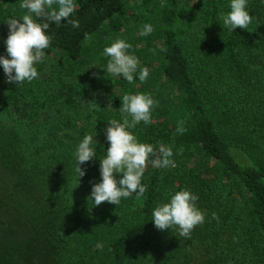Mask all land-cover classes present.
<instances>
[{
    "label": "trees",
    "instance_id": "trees-1",
    "mask_svg": "<svg viewBox=\"0 0 264 264\" xmlns=\"http://www.w3.org/2000/svg\"><path fill=\"white\" fill-rule=\"evenodd\" d=\"M131 1L75 0L69 19L78 20V28L33 16L49 23L47 64L36 79L19 85L4 82L0 65V199L14 201L8 209L0 203V264H182L193 240L205 250L203 264H264V20L256 23L263 28L252 24L230 32L223 24L226 0H151L158 10L150 17L159 26L144 46L134 39L128 50L149 76L140 81L134 74L129 83L107 73L103 50L124 36ZM247 1H261L264 11V0ZM22 2L0 0L5 58L6 23L26 14ZM187 5L200 11L207 6L199 15L216 25L201 51L203 68L233 79L244 91L259 89L256 116L263 126L247 119L240 137L247 135L257 150L235 142L205 108L188 41L196 11ZM138 93L155 102L151 122L129 131L157 153L161 145L171 147L176 167L156 168L150 157L143 195L94 206L90 181L101 182L100 161L109 147L104 130L113 119L123 122L122 97ZM179 121L184 134L176 132ZM85 135L97 141L96 156L80 165L86 172L77 186L75 152ZM35 189L42 192L38 197ZM182 190L198 196L196 206L205 215L190 239L178 227L158 230L152 220L154 209ZM21 197L39 209L29 213Z\"/></svg>",
    "mask_w": 264,
    "mask_h": 264
},
{
    "label": "clouds",
    "instance_id": "clouds-1",
    "mask_svg": "<svg viewBox=\"0 0 264 264\" xmlns=\"http://www.w3.org/2000/svg\"><path fill=\"white\" fill-rule=\"evenodd\" d=\"M20 7L27 9L26 14L21 19H9L6 23L9 34L5 44L9 58L0 56V65L3 67L6 82L15 85L25 81L30 83L38 77L34 65L43 62L45 50L50 46L51 37L46 34L49 23H38L33 16L57 24L67 20L73 28L79 27L78 20L69 19L76 10L75 0H23ZM246 8L247 0H230V11L223 18V24L230 32L237 27L246 30L253 22L254 17ZM153 31L152 25L145 24L139 34L148 36ZM131 47L132 45L125 40L117 39L104 48L103 54L109 57L107 73L114 77L122 76L129 83L134 80V74L138 73L139 80L144 81L149 76V70L140 67L138 58L128 52ZM154 104L150 95L138 93L125 94L122 97L120 112L123 114V122L113 119L104 130L109 147L100 161L101 182L90 181L92 184L90 198L94 206L104 202L118 205L122 198H128L133 194L143 195L146 186L141 180L150 157H155L151 163L156 168L176 167L174 160L171 159L173 156L171 147L161 145L157 153L153 145L138 142L137 137L129 131L141 122L144 124L151 122ZM129 116L131 120L128 119ZM183 124V121L178 122L176 129L178 134L187 131ZM93 144H97L93 135H85L75 152L77 186L79 178L86 172L80 165L96 156ZM197 200L198 196L188 190L176 192L169 202L154 209L152 214L154 226L161 231L178 227L179 235L190 239L193 229L205 221L204 213L196 206ZM216 218V214L213 213V219ZM96 247L102 248L103 245L97 244Z\"/></svg>",
    "mask_w": 264,
    "mask_h": 264
},
{
    "label": "rangeland",
    "instance_id": "rangeland-1",
    "mask_svg": "<svg viewBox=\"0 0 264 264\" xmlns=\"http://www.w3.org/2000/svg\"><path fill=\"white\" fill-rule=\"evenodd\" d=\"M226 1L227 3L224 7L225 15H227V13L230 11V0ZM131 4V8L133 10H131V12L133 13L128 14L129 18L123 22L120 33L121 35H124L121 37L122 39L124 38L123 40H125L127 43H131L132 40L135 39V41L138 40L137 44L139 47H141L140 45L144 46L146 42L149 41H147L148 36H140L139 34L144 27V25L140 22H145L147 24L152 23L153 27L159 26L158 20L156 21L150 17L152 11H157L158 8L156 2L151 0H132ZM187 6L188 9L192 10V12L196 11L195 17L191 20L192 24H190V32L192 35L188 36V41L194 52L192 54V58L198 67L196 86L204 101L205 108L221 128L224 127L228 132L233 134L231 137L236 139L235 142L240 140L239 142L245 143L249 149L257 150V146H255V143H253L254 141H252L247 135H244L242 138L240 137L246 130L243 123H245L247 119H259L256 116L259 100V89L253 88L248 91H244L240 84H238L233 79L226 76L216 78L203 68V64L200 60L201 51L203 47L209 42V39L215 35V31H213L214 29L212 28H215L216 25H208L206 22H204V19H202V15H199V13L205 12L207 6H205L204 10L202 9V11L192 5ZM246 10L251 16L254 17L253 22L250 25L260 23L264 20V11L261 1H247ZM124 26H127L129 31L126 30ZM263 27L259 26V28ZM127 32L130 34L128 35ZM88 45L90 44H87V46ZM45 63L47 64V62L43 60V62L37 63L34 66L38 71V69H41ZM4 82H6L5 78ZM259 123L260 126H263V122L260 119ZM32 193L38 197L42 192L39 189H35L32 191ZM20 199L22 200V203H25L29 213H34L35 209H39L38 207H31L34 202L28 201L22 197ZM43 201L46 205L47 197ZM15 202L20 203L19 201ZM0 203L2 206L8 209L13 206L14 201L11 199V197L6 196L0 199ZM40 211L43 213L42 209ZM40 211L37 213L40 214ZM204 259L205 250L199 246L195 240H193L187 249L186 257L183 259L182 264H203Z\"/></svg>",
    "mask_w": 264,
    "mask_h": 264
}]
</instances>
